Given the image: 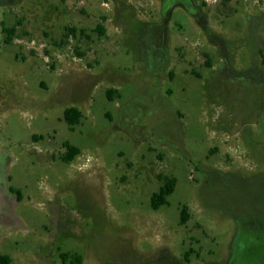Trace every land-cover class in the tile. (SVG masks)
Listing matches in <instances>:
<instances>
[{"label":"rangeland","instance_id":"1","mask_svg":"<svg viewBox=\"0 0 264 264\" xmlns=\"http://www.w3.org/2000/svg\"><path fill=\"white\" fill-rule=\"evenodd\" d=\"M192 2L0 0L12 264H264V0Z\"/></svg>","mask_w":264,"mask_h":264},{"label":"trees","instance_id":"2","mask_svg":"<svg viewBox=\"0 0 264 264\" xmlns=\"http://www.w3.org/2000/svg\"><path fill=\"white\" fill-rule=\"evenodd\" d=\"M118 93L113 90L107 92L108 97L113 100L114 95ZM83 115L77 108H68L65 111L64 118L65 121L69 124L70 127H75L80 124ZM65 148L67 149L66 154L63 157V160L67 163L72 162L79 154L80 150L69 144L65 143ZM177 181L176 179H166L164 185L161 187L160 191L156 193L152 198V207L154 210H159L161 207L168 204V197L171 196L176 188ZM182 224H184L188 218L187 208L184 207L182 211ZM0 264H12V260L8 256L0 255Z\"/></svg>","mask_w":264,"mask_h":264},{"label":"flooded vegetation","instance_id":"3","mask_svg":"<svg viewBox=\"0 0 264 264\" xmlns=\"http://www.w3.org/2000/svg\"><path fill=\"white\" fill-rule=\"evenodd\" d=\"M163 1V3H164V5H165V7H167V8H169V7H171L173 4L172 3H174V2H176V1H178V0H162ZM205 2L207 1V0H204ZM183 3L185 4V5H187L190 9H192V10H194V11H196V9H195V7H193V2H192V0H183ZM163 186V185H162ZM161 186V187H162ZM161 189V188H160ZM160 189H159V191H160ZM158 191V192H159ZM158 192H156V193H158ZM156 193H154L153 195H152V197H151V207H152V198H153V196L156 194ZM153 208V207H152Z\"/></svg>","mask_w":264,"mask_h":264}]
</instances>
